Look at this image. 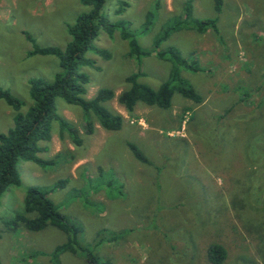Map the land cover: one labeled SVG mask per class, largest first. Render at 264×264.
Listing matches in <instances>:
<instances>
[{
    "label": "rangeland",
    "instance_id": "1",
    "mask_svg": "<svg viewBox=\"0 0 264 264\" xmlns=\"http://www.w3.org/2000/svg\"><path fill=\"white\" fill-rule=\"evenodd\" d=\"M119 1L122 12L116 11ZM153 2L105 0L101 13L108 22L125 21L138 45L150 48L185 0H159L158 8ZM0 8L6 17L0 19L1 84L27 105V79L52 80L61 69L56 56L27 55L31 43L24 33L40 46L63 47L66 25L88 7L80 0H0ZM147 10L153 18L143 29ZM192 12L216 16L217 30L172 31L157 49L175 46L202 67L179 72L200 103L173 91L167 108L137 101L128 113L116 102L128 86L125 77L139 70L138 82L155 89L172 64L154 54L128 56L119 29L111 35L98 29L92 46L109 56L84 52L91 61L78 66L88 77L84 97L112 89L104 106L122 115L121 126L106 130L78 105L54 99L56 113L77 129L79 144L51 120L49 140L39 141L46 149L37 154L52 162L17 160L20 184L0 195V264H87L79 251L52 254L66 240L54 226L30 231L4 223L23 213L26 187L46 190L57 180L63 185L48 197L82 228L77 241L101 264H214L206 256L212 243L225 250L219 264H264V0H222L218 13L212 0H192ZM10 116L0 100V130L11 125ZM86 119L91 133H85ZM128 142L147 163L132 155Z\"/></svg>",
    "mask_w": 264,
    "mask_h": 264
},
{
    "label": "trees",
    "instance_id": "2",
    "mask_svg": "<svg viewBox=\"0 0 264 264\" xmlns=\"http://www.w3.org/2000/svg\"><path fill=\"white\" fill-rule=\"evenodd\" d=\"M104 1L80 0L81 4L87 6L88 9L78 13L74 21L66 25L69 40L66 41L63 47L40 46L30 34L24 33L25 38L31 43V49L27 51V55L56 56L61 70L54 74L52 80L41 77L27 79L29 97L27 105L8 88L0 86V99L12 110L11 125L6 130L0 131V195L8 186L20 184V176L16 165L17 160L32 161L40 166L52 162L41 159L37 154L46 149V146L41 145L39 141L49 140L51 120L57 121L60 134L66 132V135L74 144H79L77 129L55 111L54 99L56 97L62 98L68 104L78 105L86 116L93 115L97 123L106 130L120 128L122 115L104 106V102L114 96L113 90L101 87L97 89L92 97L85 98L84 92L88 77L85 73L78 71L79 65L91 63L90 59L84 57V52L88 49L103 58H108L109 53L105 49L92 46V41L101 27L108 35H111L114 29H119L121 38L127 41L128 56L138 59L140 56L154 54L172 64L168 78L155 89L138 82L137 77L141 74L139 70L125 77L128 86L117 94L116 102L123 106L128 113L132 111L137 101L146 105L167 108L173 91H177L195 103L202 101V97L179 75L180 68L201 71L202 67L197 65L196 60H186L175 46L157 49V45L164 41L169 32L172 31L194 30L197 33H203L210 29L216 31V16L211 18L195 17L192 12V0H185L182 12L167 19L168 21L157 34L153 45L150 48H141L126 27L125 21L108 22L105 19L101 13ZM153 1L156 2L158 8L159 0ZM212 2L214 11L216 13L220 12L222 0H212ZM123 6H125L124 1H119L116 11L122 12ZM152 18L153 12L147 10L143 29L149 25ZM24 106L25 109H23ZM83 127L85 133L93 131V123L89 119L85 120ZM127 146L138 161L148 162L135 144L128 142ZM62 185L63 181L57 180L46 190L38 186L26 187L23 195V213L15 214L11 220L4 223L19 224L30 231L40 230L47 225L54 226L66 234V240L54 248L53 255L57 257L58 253L65 249L71 252L79 251L83 254L87 264H101L93 250L79 244L77 241V233L82 228L68 221L47 195L50 190ZM114 236L115 234L111 238H114ZM98 243L99 241L94 242L95 245ZM206 256L209 262L219 264L226 254L221 245L212 243L207 247ZM55 263L57 264V261Z\"/></svg>",
    "mask_w": 264,
    "mask_h": 264
},
{
    "label": "crops",
    "instance_id": "3",
    "mask_svg": "<svg viewBox=\"0 0 264 264\" xmlns=\"http://www.w3.org/2000/svg\"><path fill=\"white\" fill-rule=\"evenodd\" d=\"M2 5V4H1ZM0 19H6V17H4V15H3V11H2V9L0 8ZM3 65V63H2V61L0 60V69L2 68L1 66ZM2 82H1V80H0V85L2 86L3 84H1ZM2 87H5V88H9V87H6V86H2ZM15 95V94H14ZM1 100V99H0ZM3 101V100H2ZM4 102V101H3ZM5 104V103H4ZM6 105V104H5ZM7 106V105H6ZM9 107V106H8ZM10 108V107H9ZM7 111H8V109H7ZM11 115H12V110H11ZM11 117V116H10ZM123 118V117H122ZM0 131H4V130H0Z\"/></svg>",
    "mask_w": 264,
    "mask_h": 264
}]
</instances>
